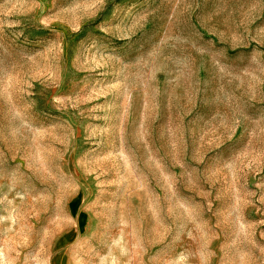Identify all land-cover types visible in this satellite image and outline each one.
<instances>
[{"label":"rangeland","instance_id":"1","mask_svg":"<svg viewBox=\"0 0 264 264\" xmlns=\"http://www.w3.org/2000/svg\"><path fill=\"white\" fill-rule=\"evenodd\" d=\"M0 264H264V0H0Z\"/></svg>","mask_w":264,"mask_h":264}]
</instances>
